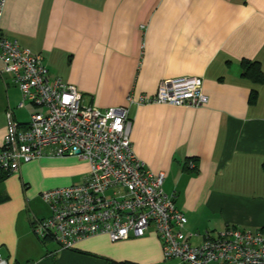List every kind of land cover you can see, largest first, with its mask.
<instances>
[{"label":"crops","instance_id":"obj_1","mask_svg":"<svg viewBox=\"0 0 264 264\" xmlns=\"http://www.w3.org/2000/svg\"><path fill=\"white\" fill-rule=\"evenodd\" d=\"M0 27L102 110L154 95L165 79L202 78L203 106H130L133 150L165 173L191 244L228 226L264 231V82L242 67L257 60L264 72V0H8ZM21 97L0 74V148L7 109L20 123L33 112L17 107ZM89 168L77 156H44L15 173L0 169V252L26 264H186L165 259L154 226L119 241L92 235L71 249L39 239L32 221L51 214L41 193L82 183Z\"/></svg>","mask_w":264,"mask_h":264},{"label":"built area","instance_id":"obj_2","mask_svg":"<svg viewBox=\"0 0 264 264\" xmlns=\"http://www.w3.org/2000/svg\"><path fill=\"white\" fill-rule=\"evenodd\" d=\"M8 0H0V16ZM0 74L10 75L21 91L17 107H40L20 123L6 111L7 132L0 148V169L18 172L23 163L44 156H77L89 162L80 184L43 191L51 214L34 218L32 230L62 249L96 234L112 241L142 237L154 226L165 259L186 264H264V231L228 226L207 234L199 245L189 241L187 216L175 196L163 189L165 173H154L135 154L130 106L166 103L203 106L208 102L200 77L161 81L154 95L128 96V105L102 110L87 103L74 84L51 74L41 53L23 47L0 27ZM190 166L195 163L190 161ZM0 264H26L0 252ZM33 264V263H29ZM119 264V263H117Z\"/></svg>","mask_w":264,"mask_h":264},{"label":"trees","instance_id":"obj_3","mask_svg":"<svg viewBox=\"0 0 264 264\" xmlns=\"http://www.w3.org/2000/svg\"><path fill=\"white\" fill-rule=\"evenodd\" d=\"M242 67H243V76L251 79L252 81L256 83L264 82V72L261 68V64L257 60H250L245 59L242 61ZM258 90L254 89L251 93V103H255L258 98ZM190 161H195L194 159H190L188 162V167L195 169L194 167L190 166ZM122 264V263H121ZM126 264V263H123Z\"/></svg>","mask_w":264,"mask_h":264},{"label":"rangeland","instance_id":"obj_4","mask_svg":"<svg viewBox=\"0 0 264 264\" xmlns=\"http://www.w3.org/2000/svg\"><path fill=\"white\" fill-rule=\"evenodd\" d=\"M32 108H33V107H32ZM38 109H39V110H43V109L40 108V107H39V108H38V107H34V108H33V111H36V110H38Z\"/></svg>","mask_w":264,"mask_h":264}]
</instances>
